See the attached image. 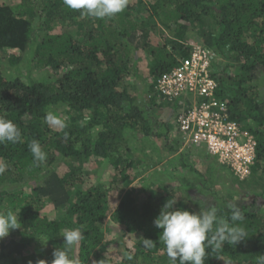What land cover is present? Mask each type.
I'll return each mask as SVG.
<instances>
[{"label": "trees", "instance_id": "1", "mask_svg": "<svg viewBox=\"0 0 264 264\" xmlns=\"http://www.w3.org/2000/svg\"><path fill=\"white\" fill-rule=\"evenodd\" d=\"M193 44L213 53L216 95L257 142L251 173L242 180L233 176L247 189L215 193L213 201L193 198L192 186L156 179L170 162H163L161 152L178 147L147 143L168 140L170 132L163 123L164 132L159 130L153 113L170 104L157 97L155 80L187 58ZM140 54L151 77L143 97L129 82L141 76ZM3 59L12 66L25 59L28 73L30 67L44 68L54 78L13 76L0 66V118L12 121L22 136V142L0 144V164L7 165L0 175V213L12 210L21 224L0 240V264H51L54 248L64 247L63 232L75 228L83 239L69 255L80 264H170L162 230L154 225L169 199L175 208L194 212L201 201L215 205L229 224L228 203L244 215L247 237L218 249L206 246L204 264H255L264 254V0H128L121 13L104 19L82 17L63 0L0 4ZM49 112L66 127L46 123ZM135 139L142 141L140 149L132 145ZM33 140L46 153L39 165L29 150ZM103 163L113 171L108 185L90 179L84 168ZM179 165L186 163L181 159ZM141 175L146 179L136 190L132 182ZM127 186L130 192L123 194ZM106 223L118 228L117 239L106 235ZM125 234L136 236L130 248Z\"/></svg>", "mask_w": 264, "mask_h": 264}, {"label": "clouds", "instance_id": "2", "mask_svg": "<svg viewBox=\"0 0 264 264\" xmlns=\"http://www.w3.org/2000/svg\"><path fill=\"white\" fill-rule=\"evenodd\" d=\"M63 3L72 10H80L82 17L104 19L121 13L127 7L128 0H63ZM45 121L49 125L66 127L65 122L51 112L46 115ZM5 142H22L21 131L12 121L0 118V144ZM29 150L37 165L46 160V153L38 141L33 140ZM6 168L7 165L0 164V175ZM175 204L174 199L167 200L154 220L155 227L162 230L159 239L165 245L170 264H204L206 246L214 245L218 249L225 242L236 245L247 237L245 228L241 226L245 217L234 203L226 205L231 211L232 224L218 217L215 205H208L204 201L200 202L199 212L181 210L175 208ZM19 228L20 221L12 210L0 213V240ZM62 237L64 247L54 248L51 264H80L77 259L70 257L69 252L83 239L82 230H65ZM151 242L150 239H145L146 245ZM126 259L130 261L133 257L126 254ZM43 264L46 262L43 261ZM255 264H264V254L255 257Z\"/></svg>", "mask_w": 264, "mask_h": 264}, {"label": "built area", "instance_id": "3", "mask_svg": "<svg viewBox=\"0 0 264 264\" xmlns=\"http://www.w3.org/2000/svg\"><path fill=\"white\" fill-rule=\"evenodd\" d=\"M213 53L193 44L190 55L155 80L158 98L179 99L176 125L184 145L203 149L237 179L251 173L257 142L249 130L230 118L226 102L217 97L212 74Z\"/></svg>", "mask_w": 264, "mask_h": 264}, {"label": "rangeland", "instance_id": "4", "mask_svg": "<svg viewBox=\"0 0 264 264\" xmlns=\"http://www.w3.org/2000/svg\"><path fill=\"white\" fill-rule=\"evenodd\" d=\"M20 3V0H0V4H6L10 7H14ZM9 52V51H8ZM13 53L16 55H19L22 53L19 50H14ZM26 57V56H25ZM24 58V57H23ZM144 56L140 54L137 57V63L139 64V79H136L135 76L129 77V82L133 84V88H137L136 93L141 95V97L145 96V92L147 90V86L151 82V77L146 72V69L144 68ZM217 60V58H216ZM219 61V60H218ZM1 68L7 69L13 76L16 75H26L30 74L34 77H41V78H48L53 79L54 75L46 69H37L34 67L29 68L28 73V64L25 61V59L21 60L20 63H18L15 66L10 65L7 61L3 59V61L0 63ZM20 70V72H19ZM231 73H233V70H230ZM262 84V82H261ZM264 81L261 86L262 96H264ZM140 97V96H139ZM170 104L167 106H164L162 108H155L153 110V113L156 116V119L158 121V128L160 131L164 132L162 130L164 127H161V124H167L170 128V132L168 136L169 140H166L164 137L161 139H158L157 141L151 140V138L147 139V143L151 144L152 146H161L163 143L166 144H175V149L177 148L179 141L183 144V141L181 139V133L176 125V116L181 111V107H177L179 104V99H174L172 101H167ZM171 136V137H170ZM144 141V140H143ZM145 142V141H144ZM143 144L142 141L139 140H133L132 145L136 148L140 149L139 144ZM146 143V142H145ZM145 144V147L149 148L148 144ZM180 145V147H183L181 150V155L178 154L177 151L175 152H166L162 151V160L163 162H168L169 164L165 165L167 169L164 170L162 168L159 171H156L155 178L160 179L162 181H165L169 185H175L179 184L182 185H188L192 186L188 188V191L191 195H193V198H203L207 200L215 199V193L227 195L228 189H232L237 192H242V189H247V187H242L239 180L234 179L232 173L227 167L221 166L219 167L218 162L216 161V158L214 156L208 155L205 150L203 149H196L194 147L186 146V145ZM178 150V148H177ZM138 154H141L140 150L137 152ZM179 156V157H178ZM183 160L184 163H186V166L180 167L179 160ZM172 162V163H171ZM192 165L195 168H189V166ZM84 168L88 169V176L90 179L95 180L96 183L102 182L105 185H108V182L113 177V171L106 165V163L100 164L97 167H90V166H84ZM148 172L144 173L143 175L147 176ZM182 175V180H179L178 177ZM171 176H178L176 179L171 178ZM141 179L138 181L137 179L132 182V186L136 188V190H140L142 187V181L144 182L146 178H142V175L140 176ZM207 178L206 188H203L204 182L203 178ZM192 181L194 185H191L190 182ZM204 184V185H203ZM123 194L129 193V186L125 187L122 191ZM198 192H201L202 194H198ZM119 192H114L113 195L116 196V198H119L118 196ZM115 202L116 200L113 199ZM48 214L50 213V207H47L45 209ZM109 228V229H108ZM112 228V224L106 223V227L104 231L107 233L111 239L115 240L118 237L119 230L118 228ZM135 234H125L123 237V242L125 244L126 248H130L133 246L135 241Z\"/></svg>", "mask_w": 264, "mask_h": 264}, {"label": "crops", "instance_id": "5", "mask_svg": "<svg viewBox=\"0 0 264 264\" xmlns=\"http://www.w3.org/2000/svg\"><path fill=\"white\" fill-rule=\"evenodd\" d=\"M171 137V136H170ZM169 140V139H168ZM179 144L181 145L182 143H181V141H179ZM183 145V144H182ZM178 147V150H177V152L179 151V152H181V150L183 149V147H180L179 145L177 146ZM178 152V153H179Z\"/></svg>", "mask_w": 264, "mask_h": 264}]
</instances>
